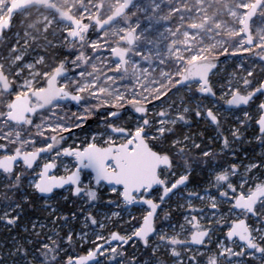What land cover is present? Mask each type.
I'll use <instances>...</instances> for the list:
<instances>
[{
    "label": "snow or ice",
    "instance_id": "1",
    "mask_svg": "<svg viewBox=\"0 0 264 264\" xmlns=\"http://www.w3.org/2000/svg\"><path fill=\"white\" fill-rule=\"evenodd\" d=\"M256 67L264 0H0V264H264Z\"/></svg>",
    "mask_w": 264,
    "mask_h": 264
},
{
    "label": "rangeland",
    "instance_id": "2",
    "mask_svg": "<svg viewBox=\"0 0 264 264\" xmlns=\"http://www.w3.org/2000/svg\"><path fill=\"white\" fill-rule=\"evenodd\" d=\"M134 3H143V0H135ZM141 15H142V14H141ZM133 19H135V18H133ZM231 64H232V60H229L227 66L230 67ZM255 71H256V73H257V78H258V79L260 78V76H264V72L261 71L260 67H256ZM68 109H71V111H76V110H77V109H76V106L73 105V104H71V103H69L68 108H66L65 111H67ZM58 111H59V110H58ZM93 126H94V125H93ZM249 131H251V129H250ZM260 151H261V149H260L259 147H257V149H256V151H255L256 155H258V154L260 153ZM62 202H63V201H62ZM125 218H127V216H126ZM252 264H258V262L255 261V260H253V261H252Z\"/></svg>",
    "mask_w": 264,
    "mask_h": 264
},
{
    "label": "trees",
    "instance_id": "3",
    "mask_svg": "<svg viewBox=\"0 0 264 264\" xmlns=\"http://www.w3.org/2000/svg\"><path fill=\"white\" fill-rule=\"evenodd\" d=\"M230 125H225V127H229ZM203 126H201L202 128ZM196 129H194L195 131ZM257 145L255 143L253 144H250V145H244V148H247V153L246 155H256L255 151L257 149ZM63 203V202H62ZM37 215H46V214H40V213H37ZM3 233H4V229L3 228H0V240H2L4 237H3Z\"/></svg>",
    "mask_w": 264,
    "mask_h": 264
},
{
    "label": "water",
    "instance_id": "4",
    "mask_svg": "<svg viewBox=\"0 0 264 264\" xmlns=\"http://www.w3.org/2000/svg\"><path fill=\"white\" fill-rule=\"evenodd\" d=\"M133 2H135V0H133ZM221 59L223 60L224 58H223V57H221Z\"/></svg>",
    "mask_w": 264,
    "mask_h": 264
}]
</instances>
